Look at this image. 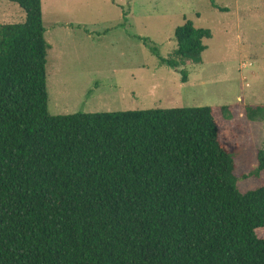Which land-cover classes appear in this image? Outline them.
<instances>
[{
    "label": "trees",
    "instance_id": "obj_1",
    "mask_svg": "<svg viewBox=\"0 0 264 264\" xmlns=\"http://www.w3.org/2000/svg\"><path fill=\"white\" fill-rule=\"evenodd\" d=\"M9 1L25 18L0 23V264H264V152L241 193L222 132L250 144L264 104L50 114L41 0ZM184 19L167 57L152 48L182 81L211 37Z\"/></svg>",
    "mask_w": 264,
    "mask_h": 264
},
{
    "label": "rangeland",
    "instance_id": "obj_2",
    "mask_svg": "<svg viewBox=\"0 0 264 264\" xmlns=\"http://www.w3.org/2000/svg\"><path fill=\"white\" fill-rule=\"evenodd\" d=\"M41 0L50 114L233 104H264V0ZM24 11L0 0V23L22 22ZM189 19L211 37L182 73L161 62L176 47L174 29ZM223 123L233 149L236 189L260 185L256 149L264 152V120L250 121L244 143L234 122ZM235 149V150H234Z\"/></svg>",
    "mask_w": 264,
    "mask_h": 264
}]
</instances>
